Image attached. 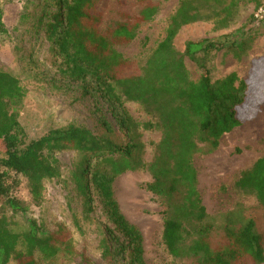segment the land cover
<instances>
[{
  "label": "trees",
  "instance_id": "16d2710c",
  "mask_svg": "<svg viewBox=\"0 0 264 264\" xmlns=\"http://www.w3.org/2000/svg\"><path fill=\"white\" fill-rule=\"evenodd\" d=\"M258 6L259 0H253ZM23 20L33 19L64 59L60 72L72 82L95 78L98 91L118 110L119 132L124 142L106 134L68 125L52 129L39 139L27 142L18 119V110L27 92L10 72L0 69V201L3 211L27 216L23 201L14 196L22 177L27 182L32 204L43 200L44 182L61 177L57 155L76 153L71 171L74 191L83 206L93 194L101 212L117 235L115 249L101 239L103 260L119 264H145L143 236L121 213L113 184L123 173L144 171L151 181L139 185L163 208L162 240L176 264H264V238L256 232L252 218L240 225L227 221L222 232L202 204L193 161L213 154L220 139L254 117L264 102V59L253 64L248 81L232 73L212 81L211 57L224 49L212 40L187 42L183 53L174 47L178 31L187 25L222 18L226 24L238 6L237 0H183L170 18L166 35L142 64H135L117 48L135 40L140 28L151 22L159 6L154 0L118 1L114 15L107 19L111 0H30ZM7 32L0 7V34ZM200 72L190 79L185 59ZM84 92L88 89L84 87ZM138 104L153 121L139 125L124 108ZM156 129L160 139L154 156L144 160V130ZM241 192L253 194L264 208V155L243 172L235 184ZM88 211H91L88 208ZM26 229H12L0 215V264H59L61 260L94 264L79 252L71 231L63 223L47 231L33 219Z\"/></svg>",
  "mask_w": 264,
  "mask_h": 264
},
{
  "label": "rangeland",
  "instance_id": "374dc122",
  "mask_svg": "<svg viewBox=\"0 0 264 264\" xmlns=\"http://www.w3.org/2000/svg\"><path fill=\"white\" fill-rule=\"evenodd\" d=\"M30 0H0L4 11L7 32L0 34V69L10 72L26 90L27 95L18 110V119L25 131L27 142L36 140L52 129L76 125L97 134H106L117 143L124 142L119 132V110L98 91L95 78L84 83L72 82L63 76L60 67L64 59L55 55L53 47L42 30L33 25V19L23 20ZM111 0L107 19H111L117 2ZM131 4L133 0H122ZM183 0H154L159 6L154 19L143 25L137 37L128 45L117 48L124 58L142 64L166 35L170 18ZM231 0H224V5ZM238 6L228 23L220 18L196 22L182 27L174 38L175 49L183 53L190 41L212 40L224 49L211 57L212 81L236 74L239 81H248L253 64L264 59V0H237ZM190 79L197 81L200 72L196 65L185 59ZM84 87L88 93L84 92ZM124 108L139 125L153 121L133 102H125ZM144 160L149 163L154 156V145L160 139L159 130H144ZM264 155V102L249 121L219 141L218 149L208 156H197L193 164L198 177V190L207 214L212 218L217 233L227 221L240 225L242 219L252 218L256 232L264 238V208L253 194L241 192L235 187L241 174L253 167ZM76 153L64 151L57 155L61 177L44 182L43 200L39 206L32 204L24 178L14 177L19 185L14 196L23 201L27 216L3 211L12 229H26L27 219L35 220L47 231L63 223L71 231L75 247L84 252L94 264H119L115 260H103L100 241L106 239L111 249L118 244L112 225L101 212L97 198L91 194L90 204L83 206L74 191L71 180ZM151 181L147 172L127 171L113 184V194L121 213L136 226L143 236L145 264H176L166 252L162 240L164 228L163 208L151 194L139 185ZM88 208L91 211H88ZM8 264H15L10 261ZM59 264H77V261L61 260Z\"/></svg>",
  "mask_w": 264,
  "mask_h": 264
}]
</instances>
